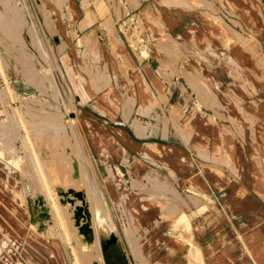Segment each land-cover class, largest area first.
<instances>
[{
  "label": "rangeland",
  "instance_id": "1",
  "mask_svg": "<svg viewBox=\"0 0 264 264\" xmlns=\"http://www.w3.org/2000/svg\"><path fill=\"white\" fill-rule=\"evenodd\" d=\"M119 4L0 0V158L21 174L17 194L31 220L20 240L0 224V262L175 264V247L184 264L198 253L196 237L213 242L212 232L223 254L239 248L240 256L253 254L264 264V0H189L197 10L189 39L204 33L216 38L221 51L205 56L223 61L228 77L175 68V82L168 80L175 90L161 99L164 112L136 117L138 137L130 123H121L130 103L117 83L119 49H126L116 26ZM100 22L106 40L116 45L112 51L106 45L102 53L98 43L77 36L76 28L86 33ZM100 55L104 68L88 64ZM9 75L14 87L27 92L17 93ZM184 84L191 86L187 92ZM179 86L188 95L183 104ZM168 120L172 136L155 137ZM146 128L152 135L139 138ZM127 132L148 142L142 150L149 153L124 144L127 151L117 162V141ZM151 141L157 144L147 145ZM169 143H182L189 159H175L181 150ZM182 165L196 171L183 173ZM206 166L223 171L241 191L216 188ZM197 175L218 190L213 203L189 196L202 185ZM228 219L233 225H224ZM222 227L230 230L227 240ZM174 232L190 244L164 239ZM27 235L39 248L29 245Z\"/></svg>",
  "mask_w": 264,
  "mask_h": 264
},
{
  "label": "crops",
  "instance_id": "2",
  "mask_svg": "<svg viewBox=\"0 0 264 264\" xmlns=\"http://www.w3.org/2000/svg\"><path fill=\"white\" fill-rule=\"evenodd\" d=\"M116 1L119 2V0ZM188 3L189 0H121V4H119L120 13L117 15L116 26H118V36L121 42L124 43L126 49H119L120 55H122L123 58L121 59L122 64L117 63V70L119 72L117 83L122 96L124 98L128 97L126 102L130 103L127 111L123 110L121 113V119L124 121L121 123L124 126L126 125L125 122L130 123V127L133 129V133L136 137L138 136L133 128V123L137 119L136 117L146 115L145 113L148 112L151 114L150 118H153L154 116L152 115H154V113H160V110L164 112V110L161 109L163 107V101L161 99L164 95L169 98L168 93L172 94L175 90L168 81L171 78L175 82V77L173 75L171 76L175 68L181 69L184 67L188 70L190 69V71L201 70L208 74V76L213 77H221L222 73H224V76L226 78L228 77V71L221 66L223 61H212L205 56L207 51L210 50L217 49V51H221V43L216 38L211 37L208 33H204L200 34L194 42L189 39L190 29L196 27L192 26L189 22H193V18L191 17H194L197 10L187 5ZM76 32L77 36L83 37L87 43H98L102 49V53L104 52L103 46L108 45L111 51L113 49L112 47L116 46L114 45L115 43H112L113 46H111V42L106 40L109 34L106 28L101 25V22L86 33L77 28ZM86 60L88 64L92 66L100 65L104 68V65L107 64L106 59L101 58V55L99 60L95 58H88ZM125 61L128 67L130 66L127 69L125 68ZM231 65L232 64L227 66L230 70L233 69ZM161 81L162 84L160 83ZM8 82L12 87V77L10 75ZM22 85L23 84H21V86ZM174 85H176V83ZM183 86L186 92L188 88L190 89L191 87L190 84H187V86L184 84ZM13 88L17 93L27 92L25 89H19V84L15 87L13 86ZM179 89H181V91L177 99L179 98L183 104L184 98L188 95L184 93L185 91H183L182 87ZM132 99L134 100L133 102ZM185 103L187 102L185 101ZM140 109H142L143 112H140ZM191 113L189 117L193 120L194 118H192ZM164 123L165 122H163V124ZM167 124L166 127L162 126L161 129L157 128L158 130L155 131L154 136L159 137L161 140H167L171 137L170 120H168ZM150 131L151 130H147L146 128L145 135L139 138H146L148 135H152ZM165 131L167 133L166 135ZM127 134L124 135L126 137L125 139L123 137L120 139L118 138L117 142L119 143L118 145L122 147V150H119L116 154L118 157L117 162L122 157L124 158L123 152H125V150L127 151L124 144H127L129 149H133H130L131 151L140 155L149 153V151L144 152L142 150V148H144L143 145L148 142L137 141L132 138L128 132ZM151 142L152 143L147 145L157 144V142ZM167 145L171 148H179L181 150V153H178L177 157H174L175 159H178V157L189 159L190 155L184 151L185 149L181 146L182 143H169ZM154 156L155 155H150L149 157ZM172 156L173 155L168 154L167 157ZM180 167L183 173L187 172V174H190L196 171L195 166L194 168L191 166L187 167V165H182ZM205 168L210 180L216 188L226 186L228 190L235 192L241 191L239 184L227 177L223 171L213 166H206ZM0 170L3 172H0V224H3L11 230L10 233H12L13 240H20V238L25 236L23 228L26 226V222H31L25 200H20L17 194L18 189L23 188L22 185L19 184V179L17 178V176L19 177L21 174L16 169L8 166L1 158ZM217 175H222L224 179L219 178ZM195 179L202 185H197L194 189L195 191L189 190V196H197L200 202H205L206 204L213 203V199L217 198L218 190L212 184H206L204 179L199 175H197ZM253 205L254 202H252V206ZM253 208L257 209V207ZM199 209H203V206H200ZM261 210L264 214V208H261ZM226 224L233 225V222H231V219H228L224 225ZM210 225V222H205V226H208V231L210 230ZM16 229L19 230L21 234L17 233ZM221 232L222 235H225L226 240L231 234L230 230L226 227H222ZM171 234L176 236V238L173 236L170 238L165 237L164 239L170 240V242L179 239L184 242L186 246L188 245V241H190L188 237L186 238L177 232ZM209 235L212 237L210 239L213 240V242H209L210 240L205 241V235L203 237L199 234L196 237L199 248L198 253L195 254L192 260L189 257V260L184 264H263L260 260L255 258L253 254L241 255V257L240 254L242 253V249L239 248L233 252H229V255L227 253L223 254L220 252L221 246L215 242L218 238L212 232H210ZM34 241L35 238L33 236L27 235V242L29 245L39 248L37 242L34 244ZM232 246L234 245L232 244L231 247ZM176 249L177 248L174 247L172 253L176 254V261H178L176 263L180 264V256L183 251L178 252ZM212 253H216L215 257L217 258H212ZM0 264L2 263L0 262ZM181 264L183 263L181 262Z\"/></svg>",
  "mask_w": 264,
  "mask_h": 264
},
{
  "label": "water",
  "instance_id": "3",
  "mask_svg": "<svg viewBox=\"0 0 264 264\" xmlns=\"http://www.w3.org/2000/svg\"><path fill=\"white\" fill-rule=\"evenodd\" d=\"M75 166V168H76V164L74 165ZM77 170V169H76ZM74 176H77L78 175V171H76L74 174H73ZM60 193H62L61 191H60ZM31 213V212H30ZM42 214H47V213H42ZM33 219V218H32Z\"/></svg>",
  "mask_w": 264,
  "mask_h": 264
},
{
  "label": "bare ground",
  "instance_id": "4",
  "mask_svg": "<svg viewBox=\"0 0 264 264\" xmlns=\"http://www.w3.org/2000/svg\"><path fill=\"white\" fill-rule=\"evenodd\" d=\"M77 169V168H76ZM77 171V170H76ZM78 176V175H77Z\"/></svg>",
  "mask_w": 264,
  "mask_h": 264
}]
</instances>
